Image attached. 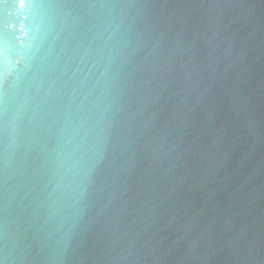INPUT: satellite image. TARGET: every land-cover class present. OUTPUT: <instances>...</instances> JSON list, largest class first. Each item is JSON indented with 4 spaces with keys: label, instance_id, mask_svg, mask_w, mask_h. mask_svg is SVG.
Masks as SVG:
<instances>
[{
    "label": "water",
    "instance_id": "1",
    "mask_svg": "<svg viewBox=\"0 0 264 264\" xmlns=\"http://www.w3.org/2000/svg\"><path fill=\"white\" fill-rule=\"evenodd\" d=\"M0 264H264V0H0Z\"/></svg>",
    "mask_w": 264,
    "mask_h": 264
},
{
    "label": "snow or ice",
    "instance_id": "2",
    "mask_svg": "<svg viewBox=\"0 0 264 264\" xmlns=\"http://www.w3.org/2000/svg\"><path fill=\"white\" fill-rule=\"evenodd\" d=\"M21 3H23V0H21Z\"/></svg>",
    "mask_w": 264,
    "mask_h": 264
}]
</instances>
